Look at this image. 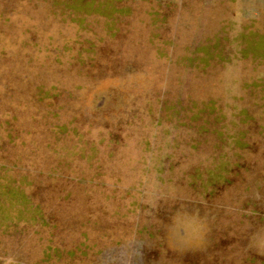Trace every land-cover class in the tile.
Instances as JSON below:
<instances>
[{
	"label": "rangeland",
	"instance_id": "1",
	"mask_svg": "<svg viewBox=\"0 0 264 264\" xmlns=\"http://www.w3.org/2000/svg\"><path fill=\"white\" fill-rule=\"evenodd\" d=\"M0 264H264V0H0Z\"/></svg>",
	"mask_w": 264,
	"mask_h": 264
}]
</instances>
